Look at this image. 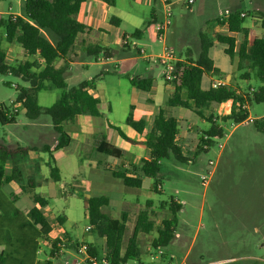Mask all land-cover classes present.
Listing matches in <instances>:
<instances>
[{
    "label": "rangeland",
    "instance_id": "rangeland-1",
    "mask_svg": "<svg viewBox=\"0 0 264 264\" xmlns=\"http://www.w3.org/2000/svg\"><path fill=\"white\" fill-rule=\"evenodd\" d=\"M208 1L212 6L203 10L202 0H195L192 4L182 1L170 5L172 23L168 28L169 38L167 40L166 37V40L177 55H180L182 50L185 56L197 54L200 50L198 31L200 29L208 31L204 26L205 21L214 19L211 24L215 23L217 16L227 15L228 7L245 11L244 24L251 28L258 24L254 27L255 32L264 33V28L258 23L260 20L255 17L257 7L264 10V0ZM24 3L25 0H0V18L7 19L12 13L25 14ZM117 3L119 8L128 11L120 26L122 29L132 33L136 28H144L140 38L129 35L132 45L137 44L135 46L137 48L144 47L147 53L161 52L164 43L157 38L156 23L144 26L153 5L137 4L133 0H117ZM222 27L223 24L218 22V30H211L210 33L208 31L210 37L215 38L217 34L224 33L227 28ZM0 33L3 37L2 46L8 54V63L33 60L34 55L24 53V48L19 42H8L5 39L4 27L0 29ZM222 48L223 45L216 41L211 54L220 67H229L233 59L225 54ZM84 49L85 46L78 38L72 56L86 55ZM145 60L139 59L140 68L145 69L148 65ZM150 63L154 66L155 77L164 84L166 81L164 67L151 61ZM75 67L76 73L66 77L68 88L89 75L93 76L105 65L93 63L89 70L81 64ZM119 69L123 81L121 93L124 107L132 100L142 107L149 93L139 90L136 96L130 94L126 88L130 84L126 70L123 66ZM246 70L250 69L246 67L234 71L230 79L226 75L220 77L238 89L245 98L248 92L263 84L255 75L252 76V71L250 79L242 78L241 74ZM221 72L215 75H220ZM28 85L29 83L21 76L0 72V102L7 105L16 104L19 88ZM62 91L56 86L40 91L39 103L51 105L60 97ZM165 95L161 93L157 95V101L162 106L166 104ZM232 107L233 103L230 100L225 104L214 103L210 108L203 110L207 116L218 117V123L224 128L223 134L213 137L212 143L205 145L206 149H200L204 144V131L209 129L212 123L209 120H202L200 116L197 117L198 131H194L193 136H187L185 142L189 148L188 152L186 151L189 159L185 162H176L174 158L165 159L162 188L157 186L156 189H153L155 180L152 176L143 175V184L138 188L125 185L120 178H114L107 172L98 178L95 172L88 171L90 163L102 158H112L97 153L92 148L93 145L91 146L92 139L88 140L83 148L81 144L73 143L70 149L63 148L57 151L56 163L60 164L62 171L61 180L54 181L50 176L49 165L43 163L45 159L47 161L50 159V153L42 151L43 146L52 145L54 139L50 133L44 136L35 130L33 125L29 127L31 119L25 115L24 109H20L16 122L0 124V162L7 161L8 171L16 164L22 172V180L5 185L4 189L18 193L16 205L21 210H27L35 203L32 193L24 192L21 186L28 185L32 178L35 182H42L36 187V192L48 199L45 212L49 224L44 228L47 233H52V237H59L64 233L59 234L60 232L68 231L79 242L93 243L99 255L106 251V239L93 229L86 230L89 225L86 203L88 197L105 194L110 198L109 205L104 207L107 213L119 218L123 213L127 214L124 247L133 233L139 212L147 211L155 226L151 232L139 234L140 257L128 260L127 264H179L182 261H186L187 264H264V132L258 131L253 123V119L264 115V101L251 103L247 101L245 107L252 119L241 123L222 120V116L230 112ZM68 123L71 124L70 121ZM122 128L129 135L133 132L124 124ZM80 132L82 133L80 130L75 132L70 128L74 138L80 139ZM119 145L125 150L124 156L112 158L113 167L118 169L122 167V162L129 160L132 148L125 139H120ZM33 146L38 149L32 150ZM8 149L12 154L6 153ZM40 151L45 159L39 156ZM80 158L85 161V166L83 171L79 172ZM211 160L213 164H210ZM77 172L79 174L75 176ZM172 199L182 204L177 212L179 221L176 235L169 245L154 248L152 241L158 234V227L162 225L163 218L172 214L170 205ZM60 216L65 217L62 225L58 221ZM40 244L39 258L45 260L50 252V242L41 239ZM75 258L76 255L70 249H65L59 256L52 258V261L54 264H74Z\"/></svg>",
    "mask_w": 264,
    "mask_h": 264
},
{
    "label": "trees",
    "instance_id": "trees-1",
    "mask_svg": "<svg viewBox=\"0 0 264 264\" xmlns=\"http://www.w3.org/2000/svg\"><path fill=\"white\" fill-rule=\"evenodd\" d=\"M85 0H25V14L10 15L7 19L0 18V29L5 28V39L8 42H19L26 53L36 55L43 59L44 67L37 71L38 59L34 61L25 60L18 63H8L7 53L2 46V35L0 33V72L13 73L21 76L29 83L18 90L16 104L7 105L4 102L0 105V124L16 122L20 109L25 110V115L30 119H36L41 115L49 116L56 132V143L54 150L68 146L72 141L71 134L65 129L64 124L73 121L78 115L100 116V99L90 93L89 89L95 87L96 77L85 79L78 84L68 88L66 81L67 65L56 66L61 58H66L74 49L78 36L81 33L89 32L92 27L81 22L77 15ZM113 2V0H107ZM241 11L232 10L225 20L219 21L228 26V33H219L212 38L205 31L199 33L200 50L196 57L188 55L185 59H179L175 63V75L173 81L174 91L168 96L165 106H160L151 126L145 133L143 143L150 149V157L143 158L139 164H131L133 169H140L141 175L152 176L155 180L156 189L162 182L163 161L174 158L179 162H185L189 158L183 147L178 142L179 125L169 108L183 106L194 110L201 117H205L203 110L208 109L214 103H222L232 100L233 107L230 112L222 116V120H232L241 123L248 119L249 114L245 107L246 102L250 103L264 101V34L256 35L249 39L250 28L245 26V15ZM15 16V17H14ZM255 17L260 20L264 28V10H257ZM153 20L145 21L148 26ZM144 28H136L130 35L138 37L143 33ZM237 34L241 40L237 44ZM129 35L124 33L120 49L101 44L90 43L85 47L86 55L92 58H104L113 56H125L130 53L140 54L139 48L132 45ZM219 42L223 45V51L231 59L238 55V69L248 67L241 74L242 78L250 79L255 75L263 82L258 88L251 90L246 97L236 88L229 84L214 86L212 81L205 82L206 74L219 73L221 69L215 65L210 55V48ZM252 71V76H251ZM132 84L141 90L151 88V78L133 77ZM56 86L63 91L60 97L51 105L39 103V92ZM20 106V107H19ZM211 127L204 132L203 145L200 149H206L213 137L222 135L224 128L218 123L217 116H209ZM128 122L140 133L146 128V120H136L131 114ZM258 131L264 132V115L253 119ZM112 125V124H111ZM114 128L125 139L129 136L118 125ZM17 149H23L17 147ZM37 150L36 146L31 147ZM52 146L46 144L42 150L50 153L48 165L50 176L54 181L61 178L58 166L55 164ZM26 150V148L24 149ZM95 151L113 157H122L123 150L108 141L105 134H99L95 144ZM198 153V151H196ZM7 154H12L8 149ZM6 160L0 162V264H54L52 258L61 254L60 243L63 239L68 240V247L75 248L79 241L73 240L67 232L62 236L52 237L44 229L49 224L45 212L48 199L36 192V185L31 179L28 185L21 186L24 192L32 193L34 205L27 210H21L17 205L18 194L14 191H5L4 186L12 182L22 180V172L14 164L12 171H6ZM113 175L120 178L129 187H141L142 176L130 174L128 169L113 170ZM109 197L105 194L92 195L87 199V214L89 225L100 236L106 239V258L110 264H127L130 259L139 258L141 248L138 236L141 232L149 233L155 226V222L149 217L145 210L139 212L132 235L129 237L126 247L124 238L127 230L128 217L123 213L122 217H113L104 210L109 205ZM172 214L162 220L158 227V234L153 239L154 248L169 245L176 235L178 225L177 212L182 204L170 202ZM65 218L60 216L58 221L63 224ZM46 239L50 242V252L45 260H40V240ZM86 242V241H84ZM88 243L90 252L98 255L97 247Z\"/></svg>",
    "mask_w": 264,
    "mask_h": 264
},
{
    "label": "crops",
    "instance_id": "crops-1",
    "mask_svg": "<svg viewBox=\"0 0 264 264\" xmlns=\"http://www.w3.org/2000/svg\"><path fill=\"white\" fill-rule=\"evenodd\" d=\"M133 1L137 4L144 3L147 5H151V6L153 5L150 17L148 18V19L151 18V20H153V22L151 24H154V23L161 21L163 19V17L165 16L167 8L170 7L171 4H179L180 2H182L181 0H178V2L170 1V0H133ZM202 1H203L202 6H201L202 10L207 9V8L212 6L210 1H208V0H202ZM213 5H215V4L213 3ZM156 6H159V8ZM257 9L263 10L259 7H257ZM226 10L232 11L234 9L231 7H228ZM241 12L246 15L245 11H241ZM127 14H128V11L125 8H122V7L119 8L118 7L117 0H113V2H108L107 0H85L81 5V9H80L77 17L81 22L92 27V29L89 32L81 33L78 36V38L81 39L82 44L85 47L90 43H101V44H105V45L120 49L122 46L124 33H127L130 35L129 32H127L126 30H124L120 27L121 24L124 22ZM218 18H220V16L219 17L217 16L215 18L216 22L213 24H211V23L214 21V19L212 21L210 19H207L205 21L204 26L209 31V33L211 32V30H216V29L218 30V22H220ZM148 19H146V20H148ZM258 23L261 26L260 21H258ZM256 25H258V24H255L254 27ZM247 27H249V26H247ZM254 27L253 28L249 27L250 28V34H249L250 40H252L254 38V36H256V35H261V34H258L257 32H255ZM222 29H226L224 33H228V26L227 25L223 24ZM201 30H203V29H200V31ZM169 31H170V29L167 32V40L169 38ZM200 31H198V35H199ZM203 31H205V30H203ZM208 31H205V32L208 33ZM209 33H208V35L210 36ZM142 35H143V33L138 34V37L140 38ZM189 37H190V35H189ZM237 37H238L237 44H239V42L241 40V35L237 34ZM129 40H131V39H129ZM112 44H115V45L112 46ZM147 45L149 47L151 46V44H147ZM135 46H137V44H135ZM212 47L210 48V55L214 59L215 65L218 66L222 72L220 73V75H215L214 73L206 74L205 82L206 83H208L209 81L214 82L217 79H221L220 77L222 75H226V77L230 79L232 74L234 73V71L238 70V60H239L238 55H235L231 65L229 67L228 66L220 67L218 65V63L216 62L215 58L213 57V55L211 54ZM188 50H191V49H188ZM196 50L198 51L197 48H196ZM72 51L66 58H61L56 63V66H61L63 64L67 65L66 77L70 76V75L72 76V75H74V73H76V67L75 66L77 64L83 65L86 68V70H89L90 65H92L93 63L105 65V67L100 68V70L98 72H96L93 76L89 75L86 78V79H91L93 77H96L95 87L90 88L89 91L94 96H96L100 99L99 108L102 112V115H100V116H93V115H87V114L78 115L75 117V119L73 121H70V123H71L70 125L68 122L65 123L64 124L65 129L69 133H70V128L75 132L77 130H80V131H82V133L80 132V134H79L80 139L74 138V136L70 133L72 136V141L68 146H66L64 148L70 149V145L73 143H77L79 145L81 144V147L83 148V145L84 144L87 145L88 140L92 139L91 146L93 145L92 148L95 150L96 141L99 137V134H101V133L105 134L108 141H110L113 144H115L116 146L120 147V145H119L120 139H125V138L120 135V133L117 131L116 128H114L113 125H118L122 128V124H124V125L130 127V129H132V131H133L129 135L122 128V130L129 136V139H125V140L132 147L130 150L131 155H130L129 160L126 162H122L121 163L122 167L118 169V168L113 167L114 161L112 160V158H121V157H113V156L107 155V156L112 157V158H102L99 156L100 158H102V160L98 159L95 163H90L91 165L89 166L88 171L91 170V172H95L98 178L103 177L104 172H107V173H109V175H112V177L117 178L113 175L112 171L113 170H124V169H128L129 173L133 174L135 176L141 175L140 169H133L131 167V164H139L143 158H149L150 157V149L143 143V141L145 138L146 131L151 126L152 121H153L155 115L157 114L160 106H162L161 103L157 101V95L160 93L166 94L165 96H167V98H168V96L174 91V84L169 83L167 81H165L164 84H161V82H159L157 80V78L155 77L154 66H151L150 61L145 60V57L142 54L130 53V54L125 55V56H119L118 55V56H113V57H108V58H104V57L100 56L99 58L95 59V58L89 57L87 55H84V56L74 55V56H72V53H73ZM198 52H197V54L194 53V57H196L198 55ZM24 53H26L25 50H24ZM7 57H8V54H7ZM33 57H34L33 60H30V61H34V60L38 59L37 67H33V69L37 70V71L41 70L44 67L43 59L39 58L36 55H34ZM186 57L187 56L184 55V50H182L181 54L178 55L179 59H185ZM139 59H144L147 62L148 65L146 66L145 69L140 68L141 65H140ZM234 62H236V63L234 64ZM121 66H123V68L126 70V74H127L129 81H130L129 86H127L126 88L130 92V94H133L135 96L138 95V93H139L138 91L141 89H139L138 87L133 85L130 79L133 77H135V78H137V77L151 78V88L149 90H144V91H147L149 93V97L144 102L142 107L138 106V103L133 101V100L130 101L128 104H126L124 107L123 96L121 93V90L123 88V81H122V74L120 73V69H119V68H121ZM132 71H135L136 73H134ZM83 80H85V79H82L79 82H81ZM226 83L228 84L229 82L226 80ZM51 87H53V86H50V88ZM229 101L230 100L222 102L220 104H225V103H228ZM125 108H126V111H125ZM169 111H170L169 114L172 115L174 118H176V120L178 122V125H179L178 142L183 147V149L186 153V151L189 149L188 146L185 145L186 137L187 136H193L194 131H196V132L198 131V129H196L197 127H199L197 117H199L200 115H198L194 110L187 108V107H183V106L171 107V109ZM131 114L133 115V117L136 120L142 119V118L146 120L147 125H146V128L144 129V131L142 133L138 132L128 122V117ZM44 117H46V119ZM208 117L209 116L205 115V117H201V119L202 120H209ZM31 125H33L34 129L35 130L37 129L39 131V133L44 135V136L48 135V133L51 134L52 138L54 139V143L51 145L52 149H53L54 145L56 143V132L53 128V125H52V122H51L49 116L41 115L36 119H31V122L28 126L31 127ZM61 149H63V148H60L57 150L53 149L55 164L59 168L60 175H61L62 167L60 166V164L56 163L57 162L56 156H57V151H59ZM121 149L123 150V154H125V150L123 148H121ZM42 151L39 152V156L41 158L45 159V157H42V155H41ZM138 151H142L143 153L140 154V153H138ZM100 154H102V153H100ZM104 155H106V154H104ZM48 161L45 159V161L43 163L48 164ZM174 161H176V160H174ZM79 162H80V165H79L80 166L79 172H80V171H83V168L85 166V163H84L85 161H82V158H80ZM5 167H6V171L8 173H10L12 171V169H11V171L7 170V162H6ZM12 168H13V166H12ZM84 171L86 172L85 169H84ZM79 172H77L75 174V176H77L79 174ZM32 175H34V174H32ZM141 176H142V179L144 180V176L143 175H141ZM147 176H149V175H147ZM44 177L48 178L50 176H48V177L44 176ZM32 180L34 181V178H32ZM60 180H61V178H60ZM77 180H79V178H77ZM41 183L35 182V181L33 182V184L36 185L37 187ZM159 187L162 188V184H160ZM138 188H140V187H138ZM12 191H14V190H12ZM18 198H19V195H18ZM87 199H86V203H87ZM109 200H110V198H109ZM62 217H64V216H62ZM60 225H62V224H60ZM63 232H67L73 240L78 241L68 231L63 230L59 234H61ZM49 235L53 236L52 233H50ZM45 241L47 243L49 242L46 239H45ZM40 260H42V259H40Z\"/></svg>",
    "mask_w": 264,
    "mask_h": 264
},
{
    "label": "built area",
    "instance_id": "built-area-1",
    "mask_svg": "<svg viewBox=\"0 0 264 264\" xmlns=\"http://www.w3.org/2000/svg\"><path fill=\"white\" fill-rule=\"evenodd\" d=\"M184 3L192 4L195 0H181ZM229 14V11L227 15L221 16V20H225ZM242 15H245L244 13H241ZM11 15H16L12 13ZM171 11L170 7L167 8V11L165 13V16L163 19L156 23V33L157 38L164 43V46L158 54H152L147 53L146 49L144 47L139 48L140 54H142L148 61H151L155 64H160L164 67V78L166 81H173L176 77L175 75V63L177 60H179L178 55L175 53V51L167 44V31L169 26L172 23L171 19ZM15 17V16H14ZM127 38H130L129 35H126ZM227 84L225 80L223 79H217L213 82L214 86L218 85H224ZM2 102H0V105ZM249 120L252 119V117H248ZM247 120V119H246ZM222 146V144L220 145ZM214 162L211 160L210 164H213ZM204 179L206 177L204 176ZM86 230H91V226L88 225L86 227ZM63 235V234H62ZM61 247V252H63L65 249H70L75 255L76 258L74 259V264H110V262L106 258V251L102 255H93L90 252V247L88 243L84 241H80L78 245L75 248H69L68 247V240L63 239L62 242L59 244ZM179 264H187L186 261H182Z\"/></svg>",
    "mask_w": 264,
    "mask_h": 264
}]
</instances>
